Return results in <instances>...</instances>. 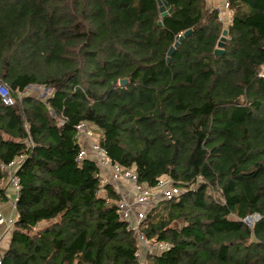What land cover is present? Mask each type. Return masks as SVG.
<instances>
[{"label": "trees", "instance_id": "trees-1", "mask_svg": "<svg viewBox=\"0 0 264 264\" xmlns=\"http://www.w3.org/2000/svg\"><path fill=\"white\" fill-rule=\"evenodd\" d=\"M164 1L165 17L158 0H0V83L15 99L0 94V182L23 157L2 264H264V0H226L228 22L207 0ZM82 122L141 185L181 189L148 211L143 232L171 246L144 263L121 193L80 156Z\"/></svg>", "mask_w": 264, "mask_h": 264}, {"label": "built area", "instance_id": "built-area-1", "mask_svg": "<svg viewBox=\"0 0 264 264\" xmlns=\"http://www.w3.org/2000/svg\"><path fill=\"white\" fill-rule=\"evenodd\" d=\"M259 75L264 78V66ZM32 86H39L43 91L46 90L45 93L41 94L42 96L39 95L41 97L51 95V91L41 85H31L30 87ZM0 94L5 104L13 105L15 103V99L3 83H0ZM93 129L95 126L88 122H82L77 126V134L84 145L80 156L91 155L121 193L119 212L122 218L127 221L128 229L137 235L139 250L136 255L139 261L144 263L149 253L165 251L171 246L165 240L149 239L143 232L142 223L148 213L146 206L156 204L160 199L171 200L181 192V189L169 177H161L155 187L141 185L133 169H125L110 158L106 149L100 144L99 137L95 136ZM22 162L23 157L21 156L9 165L1 164L2 169L7 172V187L15 193V197H11L5 189V183L0 182V228L3 229L4 233L13 231L18 216L16 204L20 190V179L17 171ZM5 201H9L11 206L9 214L4 210ZM2 253L0 250V264H2Z\"/></svg>", "mask_w": 264, "mask_h": 264}, {"label": "crops", "instance_id": "crops-1", "mask_svg": "<svg viewBox=\"0 0 264 264\" xmlns=\"http://www.w3.org/2000/svg\"><path fill=\"white\" fill-rule=\"evenodd\" d=\"M207 5L209 7H212V8H217L221 11V14H222V17H223V20L227 22L230 20V12L228 11L227 9V2L226 0H207ZM104 173V172H103ZM108 182H111V179L110 177L107 175V173L105 174L104 173V180H103V183L106 184ZM5 189H7L6 191L9 193V195L11 197H15V193L14 191H12L11 189H9L7 187V182L5 181ZM121 188H123L124 190V187L121 185ZM4 210L7 214L10 213V210H11V206H10V203L9 201H5V206H4ZM11 236H12V232L11 233H4L3 232V229L0 228V250L2 252H4L10 245V242H11Z\"/></svg>", "mask_w": 264, "mask_h": 264}, {"label": "water", "instance_id": "water-1", "mask_svg": "<svg viewBox=\"0 0 264 264\" xmlns=\"http://www.w3.org/2000/svg\"><path fill=\"white\" fill-rule=\"evenodd\" d=\"M158 5H159V11L161 12V17L167 16L171 11L172 7L168 6V3L164 0H158ZM159 25H163L162 20L158 21ZM192 32V29H188L184 33L180 34L177 36L175 43L170 47L168 53H167V61L170 62L171 56L173 53L176 51L177 47H179L180 43L184 40L186 36H188ZM228 30L225 28L222 32V35L217 43V47L214 50L215 56L219 57L221 54L224 53V46L227 38ZM121 84H126L127 79H122L120 81ZM247 219H252V217H248Z\"/></svg>", "mask_w": 264, "mask_h": 264}, {"label": "rangeland", "instance_id": "rangeland-1", "mask_svg": "<svg viewBox=\"0 0 264 264\" xmlns=\"http://www.w3.org/2000/svg\"><path fill=\"white\" fill-rule=\"evenodd\" d=\"M46 91V90H45ZM45 91H43L39 86H32L30 88H28V92L29 93H33L35 95H41L42 93H45ZM42 96V95H41ZM94 130V134L95 136L99 137V131L96 130V129H93ZM5 183V182H4ZM6 184V183H5ZM213 195H214V198L217 199V200H220L222 201V195L220 194V192L218 191H213ZM155 204L151 205V206H146V210L147 212L154 206ZM140 210H141V207H139ZM252 217V219H246V222L249 224V225H253L254 222L256 221V219L258 218V216L254 215V216H250Z\"/></svg>", "mask_w": 264, "mask_h": 264}]
</instances>
